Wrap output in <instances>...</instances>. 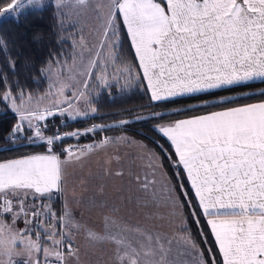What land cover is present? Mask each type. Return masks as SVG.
<instances>
[{"label":"snow or ice","instance_id":"obj_1","mask_svg":"<svg viewBox=\"0 0 264 264\" xmlns=\"http://www.w3.org/2000/svg\"><path fill=\"white\" fill-rule=\"evenodd\" d=\"M40 2L12 0L4 11L11 15V9L18 14L27 5ZM67 2L55 0V6L59 10ZM74 3L85 6L89 0ZM107 7L99 45L100 50L106 48V58L100 50L94 53L79 73L87 77L79 90L60 84L59 94L64 95L70 88L72 99L65 96L52 107L25 112L23 92L14 98L10 90H3V102H10L20 119L10 138L14 142L23 133L29 144L40 141L47 151L0 163V257H7L6 261L0 259V264H16L13 255H18L17 243L26 253L23 264H66L65 257L75 255L69 233L80 226L67 211L57 217L49 205L37 210L35 203L38 199L51 202L62 192L61 159L54 150L57 142L66 136L79 138L97 132L104 126L93 125L83 133L74 131L64 136L59 132L45 135V125L40 122L57 114L76 120L96 113L88 99L89 81L105 84L103 73L123 47L121 18L152 101L175 100L264 80V0H166V6L158 0H108ZM69 79L75 81L76 76ZM81 100L87 105L84 109L77 106ZM152 119L156 131L174 149L170 162L182 169L190 183L191 193L182 191L181 198L195 200L189 206L197 226L201 215L207 218L223 264H264V103L229 107L168 123L162 122L167 119L162 113L154 112ZM128 123L120 121L121 126ZM108 142L106 138L101 144ZM92 149L89 145L88 150ZM64 151L69 157L74 155L71 148ZM154 182L146 180L142 188L148 191ZM29 203L33 219H28ZM41 215L46 223L40 220ZM21 218L26 226L20 230L13 231L5 223L10 220L15 225ZM53 219L58 223L52 224ZM29 224L33 227H27ZM50 227L57 230L49 231ZM129 233H134L135 238L130 239ZM88 237L113 243L119 264H185L179 257L197 247L190 236L181 237L177 243L184 248L172 258L171 239L111 217H105L103 234L89 230ZM198 264L206 262L201 258ZM207 264H216L214 256Z\"/></svg>","mask_w":264,"mask_h":264},{"label":"trees","instance_id":"obj_2","mask_svg":"<svg viewBox=\"0 0 264 264\" xmlns=\"http://www.w3.org/2000/svg\"><path fill=\"white\" fill-rule=\"evenodd\" d=\"M11 2L12 0H0V14ZM158 2L164 4L163 0ZM120 25L123 47L117 53L116 65L126 71L131 69L130 72L127 71L129 74L127 84L121 83L119 87L110 86L91 94L89 99L91 106L97 109L91 116L70 121H65L59 116L48 118L43 123L44 134L74 131L83 133L93 125L104 126L97 132H89L87 135H80L79 138L66 136L57 142L54 150L60 158L67 154L64 151L66 148L73 149L85 144L94 146L115 134H126L143 143L160 159L162 168L178 196L183 214V233L195 241L196 248L206 264L213 256L216 264H223V257L207 225V218L201 215L200 225L197 226L191 215L193 209L189 206L190 203L195 204V200L189 202L181 198L182 191L191 193L190 183L182 169L176 168L170 162V154L174 156V149L170 142L156 131L152 113H162L167 118L162 122L168 123L212 111H223L229 107L264 102L262 95L264 80L251 81L232 88H221L213 92L197 93L194 96L177 97L175 100L152 101L138 61L134 59L135 53L131 49L122 20ZM76 40L75 25L66 24L63 17L57 15V8L51 1L39 10H26L17 17L0 20V161L47 151L42 142L29 144L23 133L14 142L10 138L9 134L18 123V119L9 102H3V90L8 89L13 94L23 92L31 95L45 92L47 87L45 69L53 65L70 63L74 57ZM121 120H127L129 123L121 126ZM181 185L184 186L183 189ZM47 202L53 212L61 211L57 200L49 202L47 199H38L35 206L42 209V205ZM185 228L189 231L185 232ZM56 230L51 228L49 231Z\"/></svg>","mask_w":264,"mask_h":264},{"label":"rangeland","instance_id":"obj_3","mask_svg":"<svg viewBox=\"0 0 264 264\" xmlns=\"http://www.w3.org/2000/svg\"><path fill=\"white\" fill-rule=\"evenodd\" d=\"M50 1L56 7L55 0H41L40 4L27 5L18 14L9 9V12H12L11 15L4 11L5 7L0 14V20L17 17L26 10H39ZM107 4L108 0H89L87 5L79 6L74 3V0H68L63 7L57 9V15L63 17L66 24L72 21L76 24H74L75 27L78 25L76 27L77 40L73 60L64 65H53V67L46 68L47 87L45 92L35 95L24 94L22 111L27 112L37 109L42 111L44 108L52 107L58 101L62 102L65 96L72 99V89L70 88L65 89L64 95L59 94L58 89L61 83L72 85L77 90L80 89L87 77L79 73L85 70V66L89 59L94 57V53L100 50L99 45L103 39L104 19L109 12ZM100 51L101 56L106 58V48ZM96 74L99 75L100 72L97 70ZM103 74L105 75L106 86L101 84L99 80L89 81L88 99H90L91 94L98 93L103 88L114 85L119 87L121 83L126 85L129 80L126 69L118 67L116 61L108 63ZM72 75L76 76L75 81L69 79ZM18 96L19 93L13 94L14 98ZM9 106L12 110L10 102ZM77 106L81 109L87 107L83 100L78 102ZM91 115L93 114L89 116ZM54 116L70 121L67 116L58 114ZM51 117H47L40 123L43 124ZM19 122L20 119L18 118ZM33 123H36V121L33 120ZM25 127H27L26 122ZM89 145L92 144L76 146L73 148L74 155L69 157L65 154L61 158L62 192L54 196L61 208V214L67 211L74 223L77 221L82 222L84 226L93 228L97 233L103 234L105 217H111L120 223H124L123 218L120 217L124 213L126 216L125 223H128V225H139L154 235L159 234L166 239H171L173 241V251L170 256L175 258L177 251L184 248L177 241L181 237L187 238V236L182 231L183 214L180 201L157 155L143 143L126 134L113 135L109 138L107 144L92 145L93 149L91 151L88 150ZM117 173H121V175H117ZM146 180L155 181L149 185L148 191L142 188ZM121 195L126 198L123 204L120 200ZM45 205H49V203L47 202ZM44 210L46 211V209ZM30 211L31 207L29 208ZM76 217L77 219H75ZM40 220L45 222V217L41 215ZM5 223L9 224L13 231L23 229L26 226L22 218L17 220L15 225L7 221ZM27 227L31 228L33 225L29 224ZM74 229L71 230L69 236L75 255L66 256V264H119L116 252H101L102 242H108L107 240H96V253L93 254L92 259L89 262L83 259L86 252L83 246L79 247V244L81 239L83 243L85 242L83 238L85 236L74 235ZM100 229L103 230L102 233ZM49 230H51V227ZM128 236L130 239L135 238L134 233H129ZM66 251L67 249H65ZM186 251L190 254L179 257L185 264H198L199 260L203 258L197 248ZM16 253L18 255H13L15 262L26 259V253L19 243L16 245ZM0 259L6 261L7 257H0Z\"/></svg>","mask_w":264,"mask_h":264},{"label":"crops","instance_id":"obj_4","mask_svg":"<svg viewBox=\"0 0 264 264\" xmlns=\"http://www.w3.org/2000/svg\"><path fill=\"white\" fill-rule=\"evenodd\" d=\"M163 2H164V4H162V6H166V0H163ZM121 20H122V18H121ZM68 23H70V22H68ZM71 23L72 24H75V23H73L72 21H71ZM76 25V24H75ZM78 26V25H77ZM76 26V27H77ZM126 29V28H125ZM126 32H127V29H126ZM129 40H130V38H129ZM130 43H131V40H130ZM138 61V60H137ZM138 64H139V61H138ZM141 70V72H142V74H143V71H142V69H140ZM257 80H260V79H256V80H253V81H257ZM146 82V85H147V81H145ZM251 82V81H250ZM150 93V92H149ZM150 95H151V93H150ZM259 103H264V102H259ZM254 104V103H253ZM245 106V105H244ZM239 107H242V106H239ZM15 113V112H14ZM15 115L17 116V119L19 118V115L17 114V113H15ZM205 115V114H204ZM192 118V117H191ZM187 119H190V118H187ZM43 123H45V122H43ZM101 143V142H100ZM44 153H46V152H40V153H35V154H30V155H37V154H44ZM24 156H27V155H24ZM24 156H20V157H16V158H12V159H20V158H22V157H24ZM12 159H8V160H12ZM61 159V158H60ZM8 160H4V161H0V163H4V162H7ZM129 199H130V197H129ZM129 199H128V201H129ZM120 200H121V203L123 204V203H125L124 202V200H126V198H123V195H121V197H120ZM128 203V202H127ZM36 204V203H35ZM28 207H31V205H30V203L27 205ZM121 209L123 210V208L121 207ZM122 212H124V211H122ZM121 218H123L122 219V221L125 223V218H126V216L124 215V213H123V215L122 216H120ZM139 217V216H138ZM141 217V216H140ZM130 218V217H129ZM75 219H77V217L75 218ZM8 223H11V221L10 220H6ZM129 222H130V220H129ZM75 224H78L80 227L78 228V229H74L75 231H74V235H80V236H85V237H83L84 238V243H83V241H82V239H81V242H80V244H79V247H81V246H83V248H84V250H85V252H86V254L83 256V259H85V260H88V262L92 259V257H93V254H95L96 253V248H95V243L97 242V241H93V240H90L89 239V237H87L88 236V231L89 230H91V231H94V232H96V230L95 229H93V228H89L88 226H84L83 224H82V222H75ZM126 224H128V223H126ZM144 225V224H143ZM91 227V226H90ZM115 230V229H114ZM100 231H101V233H102V229H100ZM86 243V244H85ZM101 243V242H100ZM103 243V245L101 246V248H100V250H101V252H116V246L113 244V243H111V242H105V241H103L102 242ZM84 244V245H83ZM68 264H70V263H68Z\"/></svg>","mask_w":264,"mask_h":264},{"label":"built area","instance_id":"obj_5","mask_svg":"<svg viewBox=\"0 0 264 264\" xmlns=\"http://www.w3.org/2000/svg\"><path fill=\"white\" fill-rule=\"evenodd\" d=\"M64 134L65 133H61L62 136H64ZM58 142H60V141H58ZM53 200H57V199L55 197H53ZM56 214H57V217H59L60 215H62L61 212L56 213ZM29 219H32L31 211L29 212ZM45 223H46V220H45ZM57 223H58V220L57 219H53L52 220V224H57ZM64 251H65V249H64ZM23 262H24V260H19V261L16 262V264H23Z\"/></svg>","mask_w":264,"mask_h":264}]
</instances>
